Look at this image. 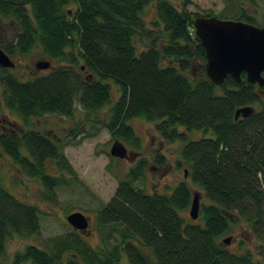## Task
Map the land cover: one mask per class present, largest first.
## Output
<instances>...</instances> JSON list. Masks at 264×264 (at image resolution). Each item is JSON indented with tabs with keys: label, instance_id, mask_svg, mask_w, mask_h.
I'll list each match as a JSON object with an SVG mask.
<instances>
[{
	"label": "trees",
	"instance_id": "obj_1",
	"mask_svg": "<svg viewBox=\"0 0 264 264\" xmlns=\"http://www.w3.org/2000/svg\"><path fill=\"white\" fill-rule=\"evenodd\" d=\"M191 1L182 0L179 7L171 0H0V13L19 27L14 41L4 45L6 53L26 54L39 46L50 59L68 63L28 80L0 65V113L3 102L25 121L46 113L71 116L77 98L94 113L111 101L114 82L120 94L103 125L137 146L129 120L144 117L166 140L182 141L192 181L209 201L201 207L202 222L185 221L179 211L191 201L188 183L180 182L171 193H147L135 183L144 172L140 161L119 180L98 214L103 225L123 224L115 246L93 249L78 238L69 246L60 240L51 248L32 244L16 255V263L58 264L72 248L88 264H119L122 251L131 264H264V86L248 81L245 72L239 81L230 75L218 85L209 80L205 48L193 23L200 13L188 9ZM70 2L74 10L66 8ZM151 3L155 14L148 26L144 12ZM240 9L238 19L258 24ZM136 37L148 38L149 45L139 49ZM194 58L202 65L195 79L188 73ZM79 59L83 64L76 70ZM245 105L255 110L236 118V109ZM179 126L203 135L189 139ZM0 146L47 191L68 183L62 174L51 177L48 160L75 174L62 147L44 133H0ZM238 218L261 239L259 258L251 250L234 252L220 240ZM39 227V210L0 182V251L10 236L35 234Z\"/></svg>",
	"mask_w": 264,
	"mask_h": 264
},
{
	"label": "rangeland",
	"instance_id": "obj_2",
	"mask_svg": "<svg viewBox=\"0 0 264 264\" xmlns=\"http://www.w3.org/2000/svg\"><path fill=\"white\" fill-rule=\"evenodd\" d=\"M170 1V0H169ZM172 3L181 7L182 0H171ZM188 9L206 15L212 12L221 19H238L240 7L252 14L259 25H264V0H192ZM73 2L68 3L66 8L75 9ZM155 4L149 5L144 12V18L151 26V19L154 18ZM154 31L160 33L156 26ZM19 27L17 21L12 17H5L0 13V48L5 50L4 45L15 39ZM136 45L143 49L149 45L148 38H135ZM159 40V46L162 44ZM14 66L9 70L21 79L28 80L33 75L47 73L51 68L68 65L56 59L47 57L39 46L34 47L26 54L9 55ZM47 59L51 66L42 69H35L36 61ZM166 63L173 62L165 58ZM176 63V62H175ZM83 64L79 59L76 70ZM202 64V63H201ZM202 65L198 59H193L192 67L188 70L190 77L197 78L201 72ZM83 76L91 73L80 68ZM111 82H113L111 80ZM111 101L102 109L87 113L78 98L75 99V111L71 116L60 113H46L42 116L32 117L25 121L15 110L9 109L3 102L0 113V133H15L26 130H34L44 133L60 145L69 163L72 165L75 174L62 171L56 162L48 160L47 169L51 177L63 175L68 183L57 185L53 190L47 191L41 180L37 177L26 174L19 166L8 157L0 148V182L19 200L35 206L39 210V231L35 234H15L5 242V248L0 251V264H28V261L16 263V255L24 252L28 245L51 248L58 241L64 245H72L74 239L79 238L83 245L100 250L109 245L115 246L121 240L120 231L123 224L120 222L105 223L99 222V211L113 197L118 182L124 178L130 168L135 167L140 161L145 163L143 176L135 183L148 192L171 193L182 181L188 183L191 191V201L194 192L200 194V210L197 218L190 215L191 201L189 205L180 210L185 221L202 222L201 207L208 203L203 189L192 181L188 171V164L184 160L180 140H166L158 130L156 123L146 120L144 117H135L129 122L132 124L139 144L133 145L125 142L121 137L113 136L103 125L108 115V109L120 94L119 88L112 83ZM180 130L186 132L182 126ZM189 139L199 138L203 135L198 130L186 132ZM116 139L122 141L135 155L131 158H121L111 155V147ZM1 147V146H0ZM157 158L163 161L159 163ZM187 169V175L185 171ZM50 192V194H49ZM73 211H82L91 218V234L84 235V240L79 233L73 232L71 224L67 221V215ZM230 237L229 242H224ZM220 240L228 245L234 252H245L251 250L255 258L261 245L259 239L252 231L247 221L242 218L232 223L229 231L223 233ZM136 241V239H135ZM89 242V243H88ZM138 244V242L136 243ZM68 245V246H69ZM148 249V248H143ZM119 264H131L122 251ZM74 261L78 264H88L82 256L69 248L62 254L58 264H70Z\"/></svg>",
	"mask_w": 264,
	"mask_h": 264
},
{
	"label": "water",
	"instance_id": "obj_3",
	"mask_svg": "<svg viewBox=\"0 0 264 264\" xmlns=\"http://www.w3.org/2000/svg\"><path fill=\"white\" fill-rule=\"evenodd\" d=\"M195 33L205 48V75L213 84H222L228 75L241 80L245 72L251 83L264 86V26L241 19H221L216 15H198L194 19ZM50 60L36 61L35 68L49 67ZM0 65L13 67L14 62L8 53L0 48ZM254 111L252 105L238 107L235 117H246ZM113 156L131 158L135 153L127 149L122 141L116 139L110 150ZM187 175V169L184 170ZM190 215L199 216L200 194L194 192ZM68 222L76 228H86L88 217L82 211H73L67 215ZM226 237L224 242H229Z\"/></svg>",
	"mask_w": 264,
	"mask_h": 264
},
{
	"label": "flooded vegetation",
	"instance_id": "obj_4",
	"mask_svg": "<svg viewBox=\"0 0 264 264\" xmlns=\"http://www.w3.org/2000/svg\"><path fill=\"white\" fill-rule=\"evenodd\" d=\"M87 217H88V220H89V224H88V226L86 227V228H74L72 225V229H73V232H77V233H79V236L81 237V238H83V240H84V235H90L91 234V232H92V230H91V218L88 216V215H86ZM79 239V238H78ZM89 243V242H88Z\"/></svg>",
	"mask_w": 264,
	"mask_h": 264
}]
</instances>
